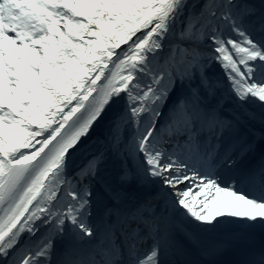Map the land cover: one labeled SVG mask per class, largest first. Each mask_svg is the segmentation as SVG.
Here are the masks:
<instances>
[{"label": "snow or ice", "instance_id": "snow-or-ice-1", "mask_svg": "<svg viewBox=\"0 0 264 264\" xmlns=\"http://www.w3.org/2000/svg\"><path fill=\"white\" fill-rule=\"evenodd\" d=\"M0 264H264V0H0Z\"/></svg>", "mask_w": 264, "mask_h": 264}]
</instances>
